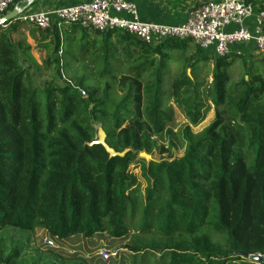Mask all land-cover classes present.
Instances as JSON below:
<instances>
[{
	"label": "trees",
	"instance_id": "16d2710c",
	"mask_svg": "<svg viewBox=\"0 0 264 264\" xmlns=\"http://www.w3.org/2000/svg\"><path fill=\"white\" fill-rule=\"evenodd\" d=\"M24 24L0 27V234L40 229L62 242L136 230L169 244L133 246L129 264H264V56L29 25L48 51L41 65L16 37ZM173 105L187 121L177 132ZM99 129L124 158L90 146Z\"/></svg>",
	"mask_w": 264,
	"mask_h": 264
},
{
	"label": "built area",
	"instance_id": "2783aa9c",
	"mask_svg": "<svg viewBox=\"0 0 264 264\" xmlns=\"http://www.w3.org/2000/svg\"><path fill=\"white\" fill-rule=\"evenodd\" d=\"M25 1L0 0V19L13 9L23 7L21 4ZM27 10L16 20L42 30L56 24H79L100 33L118 31L154 47L170 40L190 39L202 51H210L214 58L225 57L235 47L247 45L256 54L264 56V0L252 3L245 0L207 2L191 10L187 21L181 25L142 22L136 3L130 0H85L51 12L33 14H26ZM256 13V25L249 29L245 22ZM45 245L53 247L55 243L49 239ZM116 256L118 251L101 252L102 259L106 261Z\"/></svg>",
	"mask_w": 264,
	"mask_h": 264
},
{
	"label": "rangeland",
	"instance_id": "374dc122",
	"mask_svg": "<svg viewBox=\"0 0 264 264\" xmlns=\"http://www.w3.org/2000/svg\"><path fill=\"white\" fill-rule=\"evenodd\" d=\"M43 1V0H42ZM85 0H78V2ZM41 1L35 3L33 7L37 6ZM32 7V8H33ZM29 25L24 24L16 35L17 38H25L28 43L34 47L33 55L39 64L47 59L48 51L39 49L37 42H35L29 35ZM37 47V48H36ZM250 53L252 49L249 51ZM41 81H51L54 75L53 68L45 69ZM238 78V75H234ZM211 82V78L208 79ZM175 107L174 121L172 127L174 132H177L181 127L187 124L183 115ZM214 112L211 111L205 118V121L198 127L192 128L193 132L197 133L206 128L213 120ZM176 157L183 156V150H178L175 153ZM138 176L140 170H136ZM142 181V179H140ZM143 182V187H144ZM53 240L55 246L50 247L54 252L49 251L45 245V241ZM169 244V240L158 234H141L133 230L127 237L122 239H114L108 235H97L92 239H85L83 237H73L66 241L58 242L52 239L44 230H37L36 232H25L18 229L7 228L0 234V264H4V260L11 254L12 251L17 250L20 253L19 258L12 264H80L91 261L96 258L95 264H129L126 255L133 246H152L162 248ZM109 251L114 253L118 251L120 254L116 257H111L109 260H101V252Z\"/></svg>",
	"mask_w": 264,
	"mask_h": 264
},
{
	"label": "crops",
	"instance_id": "0c3cea01",
	"mask_svg": "<svg viewBox=\"0 0 264 264\" xmlns=\"http://www.w3.org/2000/svg\"><path fill=\"white\" fill-rule=\"evenodd\" d=\"M136 3L139 16L142 22H150L166 25L184 24L191 10L199 5L217 0H130ZM83 2V1H81ZM78 0H43L37 6L31 7L25 13L33 14L39 12H51L58 8L75 5ZM24 6L23 4H21ZM257 22V13L245 22V26L253 29ZM30 27V26H29ZM230 29H233L231 27ZM32 45L31 43H29ZM251 46H237L235 52L238 54L249 55ZM253 51V50H252ZM203 56L214 58L210 51H203ZM215 59V58H214Z\"/></svg>",
	"mask_w": 264,
	"mask_h": 264
},
{
	"label": "water",
	"instance_id": "95a60500",
	"mask_svg": "<svg viewBox=\"0 0 264 264\" xmlns=\"http://www.w3.org/2000/svg\"><path fill=\"white\" fill-rule=\"evenodd\" d=\"M39 1H42V0H26L25 3L23 4L24 5L23 7L13 9L10 13H7L5 16H3L0 19V27H5L7 24L15 21L21 13H23L26 9L33 7V5ZM93 145L102 146L105 149V151L109 154V157L111 159L117 158V157L124 158L126 154L130 151V150H126L124 152H116L113 148H111L107 144V135L103 129H99L98 140L90 144V146H93ZM141 157L147 160H151V156L147 155L146 153H141ZM254 260L262 261V258L255 257Z\"/></svg>",
	"mask_w": 264,
	"mask_h": 264
}]
</instances>
